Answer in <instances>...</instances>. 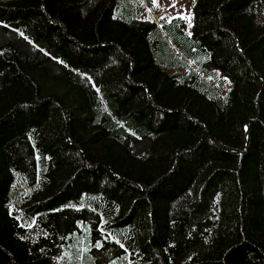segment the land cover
<instances>
[{
    "label": "trees",
    "instance_id": "1",
    "mask_svg": "<svg viewBox=\"0 0 264 264\" xmlns=\"http://www.w3.org/2000/svg\"><path fill=\"white\" fill-rule=\"evenodd\" d=\"M135 4L0 0V264H264V0H193L173 74Z\"/></svg>",
    "mask_w": 264,
    "mask_h": 264
},
{
    "label": "rangeland",
    "instance_id": "2",
    "mask_svg": "<svg viewBox=\"0 0 264 264\" xmlns=\"http://www.w3.org/2000/svg\"><path fill=\"white\" fill-rule=\"evenodd\" d=\"M192 3L193 0H154V7L139 17L141 20L154 21L160 27L154 36V39L157 40L155 56L170 74L186 71V67L181 64L182 61H186V58L177 46L178 42L181 43V39H178L175 32L176 23L170 21L181 18L190 25ZM135 8V0H117L115 15L127 20L131 18L130 14ZM163 23L164 26H162ZM189 32L190 29L188 28L187 33Z\"/></svg>",
    "mask_w": 264,
    "mask_h": 264
}]
</instances>
